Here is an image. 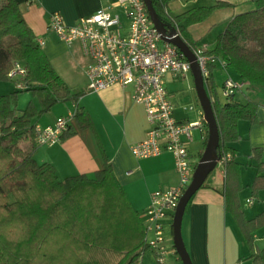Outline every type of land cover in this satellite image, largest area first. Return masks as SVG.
I'll return each instance as SVG.
<instances>
[{
    "label": "trees",
    "instance_id": "trees-1",
    "mask_svg": "<svg viewBox=\"0 0 264 264\" xmlns=\"http://www.w3.org/2000/svg\"><path fill=\"white\" fill-rule=\"evenodd\" d=\"M169 1L152 3L160 19L175 26L190 47L194 42L186 31L187 25L204 20L217 8L233 5L216 0L173 14L168 9ZM252 1L253 8L235 13L227 21L210 52L234 70L238 79L244 81L243 88H264V0ZM14 60L26 66L28 87L0 93V264H135L149 248L145 228L109 159L104 156L103 167L93 177L77 173L59 179L50 162L34 158L37 145L32 118L57 102L76 100L81 93L74 91L54 69L24 19L20 2L0 0L1 80L8 79ZM214 65L217 64L210 68ZM205 87L219 129L217 152L233 153L230 143L240 138L238 121L257 122L258 104L252 99L242 102L235 92L220 99L211 73ZM23 90H31L39 108L31 100L21 110L15 106L14 100ZM75 114L84 126L88 116L79 108ZM204 126L206 142L205 122ZM73 132L68 126L60 139ZM262 152V147L252 148L257 168L251 184L254 194L264 188ZM225 169V207L233 213L244 235L253 264H264V247H257L253 237L255 230L264 225V210L247 219L241 215L235 206L242 188L240 164L232 157Z\"/></svg>",
    "mask_w": 264,
    "mask_h": 264
},
{
    "label": "crops",
    "instance_id": "crops-1",
    "mask_svg": "<svg viewBox=\"0 0 264 264\" xmlns=\"http://www.w3.org/2000/svg\"><path fill=\"white\" fill-rule=\"evenodd\" d=\"M23 17L31 27L35 38H41L40 45L52 66L61 78L74 90L80 91L76 100L60 101L43 113L32 118L41 126L53 123L56 117L66 115L69 126L74 132L57 141L37 145L33 156L38 162H50L59 179L68 175L83 173L93 177L94 172L103 167L104 156L112 166L113 173L124 189L132 207L139 213L144 225L143 210L149 203L151 191L166 189L175 185L178 175L171 152L164 150L160 154L138 158L130 145L146 135L148 128L145 110L142 104L131 98L132 85H113L98 91L87 89L85 68L89 58L84 54L81 44L75 40L67 43L48 28L49 14L58 11L67 24L74 23L78 17L94 12L100 6L115 7L116 0H18ZM216 0H170L168 9L178 14L192 6L209 5ZM233 5L213 10L204 20L186 26V31L194 43L207 42L211 49L217 34L235 14L254 7L252 0H225ZM229 67L214 65L211 77L216 88L222 87L223 80L233 75ZM234 71V70H233ZM191 77V78H190ZM191 79V81H190ZM186 81L193 98L198 102L192 74L186 78L165 76V85L174 104L173 114L180 120H195L201 117L202 109L196 105L188 109L180 95L179 81ZM260 87L243 88L235 91L242 102L252 99L257 102V122L246 119L238 121L240 138L231 142L233 157L240 164L242 188L235 198L236 209L244 218H251L264 210V188L252 193L251 184L257 173L256 159L252 155L253 147H262L261 160L264 161V90L257 95ZM16 90L12 80L0 79V93ZM219 97V96H218ZM224 99V97H222ZM261 99V100H260ZM39 108L37 97L31 90L18 92L15 106L21 110L28 101ZM82 109L88 116L86 124L80 125L76 110ZM190 111L194 118H190ZM86 120V119H85ZM205 143V126L194 129L192 140L188 143L190 157L194 163L200 157ZM226 169L215 166L206 184L201 185L186 204L181 223V233L193 264H253L249 257L250 249L233 215L225 207ZM250 200V201H249ZM166 225L168 244H173L172 232ZM146 236V234H145ZM148 236V235H147ZM257 247H264V225L253 233ZM178 255L170 252L166 264H177ZM140 264H160L151 248L144 250L138 259Z\"/></svg>",
    "mask_w": 264,
    "mask_h": 264
},
{
    "label": "built area",
    "instance_id": "built-area-1",
    "mask_svg": "<svg viewBox=\"0 0 264 264\" xmlns=\"http://www.w3.org/2000/svg\"><path fill=\"white\" fill-rule=\"evenodd\" d=\"M114 11L110 6H100L88 15H82L67 24L58 11L49 14L47 26L59 39L70 43L79 41L89 58L85 68L87 89L98 91L113 85H132L131 98L143 105L148 128L143 139L132 143L135 157H149L167 150L172 153L178 175L175 185L151 191L149 203L143 210L145 239L160 264H166L173 244L166 241L167 221L172 220L179 197L189 184L195 163L190 157L188 143L194 129L204 125L203 112L195 120H180L173 114L174 104L165 85V76L186 78L191 75L190 61L179 48L161 38V33L151 21L143 0H116ZM42 44L41 38H36ZM199 64L204 83L211 73L210 65L226 67L225 61L210 52L207 42H197L191 47ZM26 66L14 60L7 72L15 87L25 89ZM245 86L243 80L227 76L221 95L228 97ZM191 108V106H190ZM68 117L60 115L53 123L35 124L36 145L60 139L68 128ZM233 157L230 151L219 155L216 166L225 171L226 162ZM250 201V200H249ZM148 235V236H147ZM135 264H140L137 260Z\"/></svg>",
    "mask_w": 264,
    "mask_h": 264
},
{
    "label": "water",
    "instance_id": "water-1",
    "mask_svg": "<svg viewBox=\"0 0 264 264\" xmlns=\"http://www.w3.org/2000/svg\"><path fill=\"white\" fill-rule=\"evenodd\" d=\"M148 15L154 26L161 33L164 41L175 44L184 56L190 61L191 74L195 93L203 112V119L207 124V139L202 153L195 163L192 178L189 184L179 197L178 203L173 212L171 221V232L173 246L182 264H193L186 249L182 233L181 223L187 202L193 193L203 184L209 173L215 168L216 160L219 157L217 147L219 144V129L214 114L211 98L205 87L202 72L197 62L196 56L190 45L181 37L175 26L163 22L156 12L152 0H143Z\"/></svg>",
    "mask_w": 264,
    "mask_h": 264
},
{
    "label": "rangeland",
    "instance_id": "rangeland-1",
    "mask_svg": "<svg viewBox=\"0 0 264 264\" xmlns=\"http://www.w3.org/2000/svg\"><path fill=\"white\" fill-rule=\"evenodd\" d=\"M230 71H231V74L233 75L234 71L233 70H230ZM190 81H191V79H190ZM177 84H178V86H180L179 88H181L180 95L183 96L181 102H184V104L186 105V107L188 109H190V106H191V109H192L194 105H196L197 107H199L200 104H199V102H197L193 98L192 94L190 93L191 91L188 89V86L186 84V81L182 80V81H179V83H177ZM257 89H261L259 92H257V95L262 96L263 95V92H261V91L264 90V88H257ZM216 92H217L219 98L222 99L223 96L221 95L220 88H216ZM189 113H190V118H194V113H192V111H190ZM168 228H169V230H171V221L168 224ZM177 264H182V262H181L180 259L177 261Z\"/></svg>",
    "mask_w": 264,
    "mask_h": 264
}]
</instances>
